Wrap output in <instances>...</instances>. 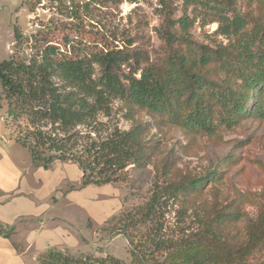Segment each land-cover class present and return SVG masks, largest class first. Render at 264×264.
Returning <instances> with one entry per match:
<instances>
[{
    "label": "trees",
    "instance_id": "16d2710c",
    "mask_svg": "<svg viewBox=\"0 0 264 264\" xmlns=\"http://www.w3.org/2000/svg\"><path fill=\"white\" fill-rule=\"evenodd\" d=\"M173 1L159 0L164 11L160 50L153 55L128 47L94 52L92 61L101 73L97 81L84 60L78 62L88 74L77 79L66 74L64 61L57 62V48L51 44L29 62L15 57L0 61V109L6 99L10 116H28L27 128L15 140L30 151L34 166L49 169L56 160L76 163L83 173L82 186L128 184L132 170H155L140 219L129 222L135 225L152 222L165 199L196 193L208 181L223 179L237 163L233 157L225 158L196 175L175 165L170 151L159 164L162 138L150 133L151 123L216 138L243 120L264 119V0L257 17L241 12L237 0H180L182 15L177 19ZM190 7L219 22L216 32L227 43L210 46L195 38L196 18L190 16ZM15 36L18 44L23 34L15 29ZM121 63L133 67L132 73L123 72ZM116 100L124 103L123 115L132 121L129 129L113 124L123 109ZM140 111L149 119L138 118ZM82 125L89 132L80 130ZM218 214L177 237L162 236L164 228L158 225L151 237L153 247L135 245L130 263L116 257L76 256L51 246L39 254L38 264H264L258 257L264 251V203L246 224L241 241L233 242L222 233L223 216ZM239 214L240 210L224 217L237 221ZM0 235L10 233L0 228ZM126 237L133 246L129 234Z\"/></svg>",
    "mask_w": 264,
    "mask_h": 264
},
{
    "label": "rangeland",
    "instance_id": "374dc122",
    "mask_svg": "<svg viewBox=\"0 0 264 264\" xmlns=\"http://www.w3.org/2000/svg\"><path fill=\"white\" fill-rule=\"evenodd\" d=\"M237 2L241 12L250 11L257 17L262 11L259 9L262 0ZM173 4V17L177 19L182 15V2L174 0ZM189 13L196 18L192 29L195 38L210 46L220 41L227 43V39L216 32L219 22L213 21L212 16L193 7L189 8ZM163 19L164 11L159 0H0V61L15 57L29 62L51 44L57 48V62L64 61L66 74L75 79L88 74L78 62L84 60L89 64L92 78L97 81L101 73L99 64L92 61L94 52L118 51L128 47L146 49L153 55L162 46L158 32ZM15 29L23 34L18 44ZM121 66L125 73L134 70L127 64L121 63ZM134 75L140 77V72ZM84 85L81 83V86ZM115 105L123 106V109L114 116L113 124L129 129L132 121L123 115L126 111L124 103L116 100ZM137 117L147 120L150 116L140 111ZM28 123L27 115L17 119L10 116L8 102L3 99L0 109V159L9 156L14 165L21 168L24 173L21 188L29 196H24L23 200L35 201V209L40 211L41 219L47 221V228L36 236L29 235L27 231L32 225L27 224L22 229L0 224L1 229L10 233L8 237L0 235V264H38L36 256L45 250L40 247L58 239L51 233L49 225L71 234L70 243L56 246L66 252L76 256L116 257L126 263H130V250L135 245L153 247L151 237L157 233L158 225L164 228L162 236L177 237L197 230L203 219L218 213L223 216L219 220L222 233L233 242L241 241L245 237L246 224L257 217L264 203V119L243 120L237 127L223 131L216 138L151 123L150 133L162 138L161 152L157 156L159 164L170 151L175 165L184 172L196 175L205 174L225 158L233 157L237 163L229 167L223 179L208 181L196 193L165 199L152 222L137 225L129 222L140 219L141 210L151 196L150 189L156 174L152 167L142 172L132 170V181L128 184L116 182L102 186H82V170L71 161L56 160L50 165V170L37 172L38 167L32 166L30 151L15 141ZM79 129L89 132L84 125ZM9 170L12 171L11 168ZM58 174L68 179L56 193H51L50 183ZM36 176L46 179L44 186L37 184ZM68 191L70 197L65 194ZM37 197L44 199L39 202ZM72 200L77 205L72 204ZM18 206L17 209H29L25 204ZM238 210L241 218L237 221L224 217V214L233 215ZM12 212L8 216L15 214ZM31 214L34 212L31 211ZM51 217L52 224L49 222ZM127 234L133 240V246ZM29 238L35 239V246H28ZM258 257L264 258V251Z\"/></svg>",
    "mask_w": 264,
    "mask_h": 264
},
{
    "label": "crops",
    "instance_id": "0c3cea01",
    "mask_svg": "<svg viewBox=\"0 0 264 264\" xmlns=\"http://www.w3.org/2000/svg\"><path fill=\"white\" fill-rule=\"evenodd\" d=\"M3 152H7V151L3 150ZM14 164L15 163L13 162L11 157H9V156L5 159H3V158H2V160L0 159V196H1V198H0V224L1 225H8V226L12 225L14 227L17 226V227L22 228V229L25 228V225L29 224V225H32V227L29 228V230H27L29 232V235L32 234V235L37 236L47 228V226H46L47 221H45L44 218L41 219L42 215L40 214V211H36L35 205H34L35 201L26 198V202H24V200H23L24 196H26V197L28 196V193L24 192L21 188V186L23 184L24 173L22 172L20 167H18L17 165H14ZM32 166H33V163H32ZM9 167L12 169V171L9 170L10 169ZM38 170L44 171L46 169L43 167H38L37 172H38ZM48 170H50V169H48ZM35 179H36V181H38L37 184L39 186H44L46 179L44 180V179L40 178L39 176H36ZM50 179L51 178H49V177L47 178V180H49V181H50ZM54 179L55 180L50 183V192L51 193H56L58 191L59 187L68 178L65 175L58 174V176L55 177ZM68 182L71 183L74 181L69 180ZM65 194L69 197L71 196L70 191L66 192ZM42 195H43V197L45 196V194H42ZM43 199L44 198H42V199L38 198V197L36 198V200H38L39 202L42 201ZM74 203H75V205H77L75 201L72 202V204H74ZM23 204L27 205V207H29V209L28 210H23L22 208L17 209L19 207L18 205H23ZM14 205H15V208L13 207ZM31 211L34 212V214H31ZM11 212L15 213V214L13 216L12 215L8 216V213H11ZM15 218H21V219L18 220V222H14L13 220ZM33 219H34V221H30ZM51 219H53V217L50 218V221H49L50 224L53 223V221ZM48 228H50L52 230L51 233L54 234V236L58 239H56L55 241L51 240L49 243H45L41 247L40 246H37V247H40L43 249L45 248V250H46L48 247H51V246H62V244H64V243H68V242L70 243L71 242V239H70L71 234L68 233L67 231L61 230L59 227H57V226L55 227L54 225H51V226L49 225ZM27 243H28V246L32 245V247L36 245L35 239H31V238H29V241ZM15 244H16V242H15ZM30 249H32V248H29V250ZM36 251L37 250H35V252ZM38 256H39V254L36 256L37 259H38Z\"/></svg>",
    "mask_w": 264,
    "mask_h": 264
}]
</instances>
